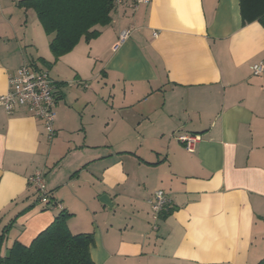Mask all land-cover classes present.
Segmentation results:
<instances>
[{
	"label": "crops",
	"instance_id": "0c3cea01",
	"mask_svg": "<svg viewBox=\"0 0 264 264\" xmlns=\"http://www.w3.org/2000/svg\"><path fill=\"white\" fill-rule=\"evenodd\" d=\"M19 1L0 0V96L22 64L55 60L39 47L47 36L35 11ZM128 4L50 68L51 140L24 107L0 105V256L65 209L72 233L93 234L94 264H257L264 69L252 66L264 65V27L243 20L240 0ZM180 134L199 136L192 151ZM36 171L49 204L28 183ZM159 189L171 205L154 220Z\"/></svg>",
	"mask_w": 264,
	"mask_h": 264
},
{
	"label": "trees",
	"instance_id": "16d2710c",
	"mask_svg": "<svg viewBox=\"0 0 264 264\" xmlns=\"http://www.w3.org/2000/svg\"><path fill=\"white\" fill-rule=\"evenodd\" d=\"M18 3L35 11L50 37L49 50L55 60L71 51L81 39L88 42L97 37L100 33L97 26L109 24L114 9V0H20ZM240 10L243 20L256 19L264 27V0H240ZM48 197L51 203L49 192ZM69 216L61 209L28 245L14 241L0 256V264H94L90 255L93 234L72 233L67 226ZM257 264H264V259Z\"/></svg>",
	"mask_w": 264,
	"mask_h": 264
},
{
	"label": "built area",
	"instance_id": "2783aa9c",
	"mask_svg": "<svg viewBox=\"0 0 264 264\" xmlns=\"http://www.w3.org/2000/svg\"><path fill=\"white\" fill-rule=\"evenodd\" d=\"M148 0H114V8L128 2V6L133 9L138 4ZM130 34V30L125 28L118 35V42H123ZM156 33L154 32V35ZM264 69L262 62L252 66L254 75L260 74ZM57 82L49 75L47 70L39 69L31 63H24L19 66L14 73L8 77V90L0 96V105L8 113L13 112L16 107H24L33 117L39 119L47 138L51 140L55 136L54 111L55 90ZM177 140L181 142L188 151H192L199 136L195 134H180ZM28 183L31 184L41 203L49 204L48 191L45 187L44 173L36 171L29 176ZM152 210V218L155 220L162 210L171 205V198L163 190H155L149 201Z\"/></svg>",
	"mask_w": 264,
	"mask_h": 264
},
{
	"label": "rangeland",
	"instance_id": "374dc122",
	"mask_svg": "<svg viewBox=\"0 0 264 264\" xmlns=\"http://www.w3.org/2000/svg\"><path fill=\"white\" fill-rule=\"evenodd\" d=\"M35 16H36V15H35ZM46 36H47L46 39H44V37H42V40H43V41L38 40L39 47L42 49V51H43V49H44V50H48V49H49V48H48V40L50 39V37H49L48 35H46ZM48 38H49V39H48ZM47 39H48V40H47ZM46 42H47V43H46ZM49 52H50V50H49ZM54 61H56V60H54ZM54 61H52L51 64H46L45 62H39L37 65H38V68H39V69L47 70L48 73H49V75L51 76L52 72H50V68L53 67V65H54ZM30 63L33 64V62H30Z\"/></svg>",
	"mask_w": 264,
	"mask_h": 264
},
{
	"label": "water",
	"instance_id": "95a60500",
	"mask_svg": "<svg viewBox=\"0 0 264 264\" xmlns=\"http://www.w3.org/2000/svg\"><path fill=\"white\" fill-rule=\"evenodd\" d=\"M100 201L107 204L108 198L106 195L101 196Z\"/></svg>",
	"mask_w": 264,
	"mask_h": 264
}]
</instances>
